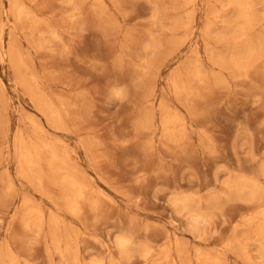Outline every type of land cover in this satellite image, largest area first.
<instances>
[{"label": "rangeland", "instance_id": "obj_1", "mask_svg": "<svg viewBox=\"0 0 264 264\" xmlns=\"http://www.w3.org/2000/svg\"><path fill=\"white\" fill-rule=\"evenodd\" d=\"M0 250L264 264V0H0Z\"/></svg>", "mask_w": 264, "mask_h": 264}, {"label": "bare ground", "instance_id": "obj_2", "mask_svg": "<svg viewBox=\"0 0 264 264\" xmlns=\"http://www.w3.org/2000/svg\"><path fill=\"white\" fill-rule=\"evenodd\" d=\"M241 2V4L243 5V3H242V1H240ZM230 3H231V1H230ZM157 5V4H156ZM246 6V5H245ZM19 9H21V6L19 7ZM19 9H18V11H19ZM23 12V11H22ZM19 13V12H18ZM224 15V14H223ZM238 18V17H237ZM239 21V20H238ZM156 27V26H155ZM158 27V26H157ZM244 30V29H243ZM3 33V32H2ZM225 34V33H224ZM244 35V34H243ZM246 37V36H245ZM247 40V39H246ZM253 40V39H252ZM259 41V40H258ZM160 43V42H159ZM159 45V44H158ZM155 46V45H154ZM214 49H216V48H214ZM251 49H252V47H251ZM4 50V49H3ZM217 50V49H216ZM254 51V50H253ZM6 57V56H5ZM197 63H198V61H197ZM183 64V63H182ZM199 70V69H198ZM142 73V72H141ZM221 73V72H220ZM180 76V75H179ZM173 82V81H172ZM204 83V82H203ZM173 84H175V82L173 83ZM177 86V85H176ZM185 87V86H184ZM186 91V90H185ZM188 100V99H187ZM186 100V101H187ZM52 102H53V100H52ZM189 103H190V101H189ZM54 104V103H53ZM177 112V111H176ZM60 113V112H59ZM178 113V112H177ZM165 116V115H164ZM174 116V115H173ZM176 116V115H175ZM179 116V115H178ZM61 117V116H60ZM177 117V116H176ZM147 119H148V117H147ZM178 119V118H177ZM177 119H176V121H177ZM180 120V119H179ZM59 123V122H58ZM147 124V123H146ZM172 124H174V123H172ZM169 125V124H168ZM41 126V125H40ZM167 127H170V126H167ZM180 127H181V125H180ZM184 130V129H183ZM165 133V132H164ZM16 139V138H15ZM21 140V139H20ZM15 142H17V141H15ZM37 143V142H36ZM46 143H48V142H46ZM20 146V145H19ZM17 149V148H16ZM44 149V148H43ZM21 151H23V150H21ZM39 153V152H38ZM44 154V153H43ZM17 155V154H16ZM45 156V155H44ZM54 156V155H53ZM20 157H22V156H20ZM29 160V159H28ZM23 161V160H22ZM30 161V160H29ZM31 163V162H30ZM54 165V164H53ZM56 165V164H55ZM24 167V166H23ZM71 173V172H70ZM73 176V175H72ZM67 178V177H66ZM34 179V178H33ZM67 180V179H66ZM68 181V180H67ZM74 182V181H73ZM72 182V183H73ZM10 184V183H9ZM73 185V184H72ZM74 187L75 186H77L78 187V185H76L75 184V182H74V185H73ZM77 187H75V188H77ZM37 188V187H36ZM43 188V187H42ZM78 189H79V187H78ZM69 194V193H68ZM69 196V195H68ZM84 199V198H83ZM22 200V199H21ZM31 200V199H30ZM263 201V200H262ZM22 202V201H21ZM32 206V205H31ZM35 206V205H34ZM41 207V206H40ZM203 208V207H202ZM258 208V207H257ZM31 209V208H30ZM28 212V211H27ZM34 213V212H33ZM81 215V214H80ZM57 217V216H56ZM196 217H197V215H196ZM29 218V217H28ZM198 218V217H197ZM202 218H205L204 216L202 217ZM199 219V218H198ZM203 221V220H202ZM25 222V221H24ZM205 223V222H204ZM200 224V223H199ZM71 226V225H70ZM195 226V225H194ZM43 228V227H42ZM56 230V229H55ZM259 230V229H258ZM41 231H42V229H41ZM69 234V233H68ZM70 235V234H69ZM78 240V239H77ZM73 241V240H72ZM62 242V241H61ZM71 243V242H70ZM126 243H127V241H126V239L125 238H121L120 239V241H119V244H120V246L121 247H125V245H126ZM68 244V243H67ZM180 245H182L181 244V242H180ZM10 246V245H9ZM185 246V245H184ZM231 247V246H230ZM234 247V246H233ZM109 248V247H108ZM188 248V247H187ZM199 248V247H198ZM58 249V248H57ZM201 249V248H200ZM229 249V248H228ZM233 249V248H232ZM240 249V248H239ZM178 250V249H177ZM231 250V249H230ZM243 250V249H242ZM241 250V251H242ZM1 251V250H0ZM51 252V251H50ZM200 252V251H199ZM2 253V252H1ZM7 253V252H6ZM204 254H205V252H204ZM92 255V254H91ZM180 255V254H179ZM184 255V254H183ZM239 255V254H238ZM7 256V255H6ZM9 256V255H8ZM185 256V255H184ZM213 256V255H212ZM211 257V256H210ZM2 258V257H1ZM206 258V257H205ZM220 258V257H219ZM13 259V258H12ZM15 259V258H14ZM84 259V258H83ZM164 259V258H163ZM175 259V258H174ZM120 260V259H119ZM186 260V259H185ZM202 260V259H201ZM219 260V259H218ZM222 260V259H221ZM80 261V260H79ZM223 261V260H222ZM10 262V261H9ZM19 262V261H18ZM52 262V261H51ZM219 262H221V261H219ZM7 263V262H6ZM16 263V262H15ZM168 263H169V261H168ZM167 263V264H168ZM182 263H183V261H182ZM209 263V262H208ZM222 263V262H221ZM57 264V263H56ZM185 264H186V261H185ZM215 264V263H214Z\"/></svg>", "mask_w": 264, "mask_h": 264}]
</instances>
